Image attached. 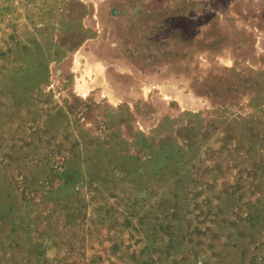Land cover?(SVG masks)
I'll return each instance as SVG.
<instances>
[{
	"label": "rangeland",
	"instance_id": "1",
	"mask_svg": "<svg viewBox=\"0 0 264 264\" xmlns=\"http://www.w3.org/2000/svg\"><path fill=\"white\" fill-rule=\"evenodd\" d=\"M0 264H264V0H0Z\"/></svg>",
	"mask_w": 264,
	"mask_h": 264
}]
</instances>
